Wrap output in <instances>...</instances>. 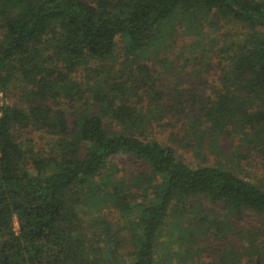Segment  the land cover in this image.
I'll return each instance as SVG.
<instances>
[{
	"label": "trees",
	"instance_id": "trees-1",
	"mask_svg": "<svg viewBox=\"0 0 264 264\" xmlns=\"http://www.w3.org/2000/svg\"><path fill=\"white\" fill-rule=\"evenodd\" d=\"M198 20L246 28L222 39L220 86L200 109L212 133L238 127L242 141L264 154V0H0V90L22 82L28 100L25 109L4 107L0 118V264H110L89 250L100 241L89 238L84 207L99 204L129 217L133 264H159L158 237L168 212L178 225L188 220L193 226L182 227L193 243L199 235L226 238L216 264H262L264 188L223 165L192 167L171 145L136 136L172 108L170 89L138 62L140 53L164 38L165 23ZM118 41L140 77L129 69L130 77L91 89V105L85 103L69 127L53 106L69 89V73L112 57ZM104 116L122 129L106 130ZM30 123L59 136L52 157L34 162V173L15 137ZM117 153L148 165L143 195L148 189L152 195L145 201L102 176ZM201 197L220 203L223 213L202 208ZM250 214L262 227H233Z\"/></svg>",
	"mask_w": 264,
	"mask_h": 264
},
{
	"label": "rangeland",
	"instance_id": "rangeland-1",
	"mask_svg": "<svg viewBox=\"0 0 264 264\" xmlns=\"http://www.w3.org/2000/svg\"><path fill=\"white\" fill-rule=\"evenodd\" d=\"M164 25H167L162 31L165 32L164 38L141 52L137 60L147 66L149 72L157 77L160 85L170 89L167 98L172 107L171 114L161 120L150 118L152 120L146 126V130L136 136L154 138L171 145L176 155L192 167L223 165L238 176L264 188V154L249 148L242 141L243 135L238 127H230L229 132L225 133H212L200 109L202 103L207 102L220 86L218 75L221 56L217 48L220 47L222 39L244 32L246 28L234 24L210 25L208 20L194 21L193 26L185 21ZM124 54L118 41L112 57L107 60H93L88 66H78L69 73V89H65L58 97L57 105L53 104L55 108L63 111L69 127H72L75 116L84 108V104L91 105L93 101L91 89H96L97 85H104L113 78L124 80L130 77L129 69L140 77L136 67L127 66L129 59H124ZM61 70L65 71L63 67ZM2 92L3 109L6 106L25 109L28 104L27 89L22 82L12 81L6 91ZM139 93H143V89H140ZM173 97L178 98L179 103H175ZM136 99L137 97L132 96L129 100L134 103ZM146 102L147 99H144L143 107ZM103 126L108 131L122 129L121 125L105 116ZM15 137L25 150L23 160L27 162L31 173L35 172L34 162L40 163L52 157V151L59 138L46 127H35L32 123L16 130ZM149 171L148 165L142 160L126 153H117L108 158L101 174L110 175L115 182L125 186L134 200L143 202L146 197L152 195L150 189L147 190L146 197L143 195L144 180ZM140 178L141 187H136ZM96 181L98 182V178ZM198 204L206 210L223 213L220 203H211L205 197H201ZM84 209L87 211L85 225L89 238L93 240L92 242L94 238L100 241L99 244L91 245L89 249L91 254L109 261L110 264H133L129 217L122 215L109 204H99L97 208L85 206ZM233 222L235 223L233 227L240 226L244 229L263 225L260 219L251 214ZM180 225L168 212L158 237L159 264H216L221 249L225 241L227 242L226 238L211 234L199 235L193 243L192 238L185 233L186 231L183 232L182 228L188 227L192 230L193 226L189 227L188 220ZM233 235L231 234L229 239L236 243V237Z\"/></svg>",
	"mask_w": 264,
	"mask_h": 264
},
{
	"label": "built area",
	"instance_id": "built-area-1",
	"mask_svg": "<svg viewBox=\"0 0 264 264\" xmlns=\"http://www.w3.org/2000/svg\"><path fill=\"white\" fill-rule=\"evenodd\" d=\"M2 97H3V92L0 90V118L2 117L3 114V102H2Z\"/></svg>",
	"mask_w": 264,
	"mask_h": 264
}]
</instances>
